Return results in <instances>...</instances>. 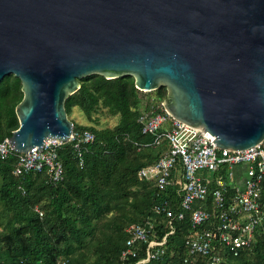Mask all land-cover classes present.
Segmentation results:
<instances>
[{"label":"water","instance_id":"obj_1","mask_svg":"<svg viewBox=\"0 0 264 264\" xmlns=\"http://www.w3.org/2000/svg\"><path fill=\"white\" fill-rule=\"evenodd\" d=\"M10 74L17 153L68 141L64 101L91 74L163 86L174 118L245 149L264 141V0H0V80Z\"/></svg>","mask_w":264,"mask_h":264},{"label":"trees","instance_id":"obj_2","mask_svg":"<svg viewBox=\"0 0 264 264\" xmlns=\"http://www.w3.org/2000/svg\"><path fill=\"white\" fill-rule=\"evenodd\" d=\"M166 93L161 86L152 97L144 98L131 76H85L78 90L64 101L67 116L78 107L88 122L96 124L93 114L104 110L117 116V122L112 127H96L71 120L74 131L89 130L95 136L82 146V166L69 141L57 149L63 164L60 182H50L44 173L14 175L15 152L0 160V217L5 221L0 232V264H60L63 260L66 264L123 263L125 228L152 219L157 202L155 188L140 181L137 172L169 149L167 141L152 146L154 136L142 133L137 118L144 104L146 108L159 105ZM22 97L18 77L10 74L0 80V141L18 127L15 107ZM214 187L211 182L209 188ZM234 191L229 185L227 195ZM261 199L264 201V180ZM169 200L171 208L178 210V198L171 195ZM208 207H212L210 196ZM154 224L159 236L170 230L165 217L158 216ZM189 230L190 216L186 213L182 220H174L165 253L142 264H209L201 257L183 261ZM142 255L129 256L127 263L135 264ZM218 264H264L261 226L249 248L237 256L225 253Z\"/></svg>","mask_w":264,"mask_h":264},{"label":"built area","instance_id":"obj_3","mask_svg":"<svg viewBox=\"0 0 264 264\" xmlns=\"http://www.w3.org/2000/svg\"><path fill=\"white\" fill-rule=\"evenodd\" d=\"M137 121L142 133L154 136L152 146L167 141L169 149L137 172L140 181L155 188L157 202L152 219L125 228L127 238L121 251L122 264H128L127 258L137 257L140 252L143 255L135 264L161 257L166 250L167 236L174 231V220H182L186 213L190 216V230L184 241L185 263L201 257L209 264H218L225 253L237 256L241 250L249 248L258 227L264 231V201L261 199L264 141L241 150L219 148L213 142L214 135L207 138L201 129L177 120L165 109L163 101L148 108L144 104ZM94 138L89 130L72 131L68 141L73 143L79 166L83 165L82 146ZM59 146V142L50 140L43 144L41 151L33 147L30 152L17 153L6 137L0 141V160L15 152L14 175L44 173L50 182L56 183L63 179ZM207 172H211V176ZM211 182L215 183L213 189L209 188ZM229 185H233L235 191L227 195ZM171 195L178 198V210L170 206ZM209 196L211 208L208 207ZM36 211L42 216V212ZM158 216L167 219L170 229L163 236H159L154 224ZM205 224L209 226L204 228Z\"/></svg>","mask_w":264,"mask_h":264},{"label":"rangeland","instance_id":"obj_4","mask_svg":"<svg viewBox=\"0 0 264 264\" xmlns=\"http://www.w3.org/2000/svg\"><path fill=\"white\" fill-rule=\"evenodd\" d=\"M142 94H144L143 96L149 98L155 94V90L150 92L142 91ZM93 116L97 119L96 124L88 122L83 112L78 107H75L72 112L68 115V118L81 124H93L96 127H112L117 122V116H111L104 110L98 111L97 113L93 114ZM207 175L211 176V172H207ZM1 209L2 204L0 202V214ZM4 223L5 221H3L0 217V232L4 230Z\"/></svg>","mask_w":264,"mask_h":264}]
</instances>
